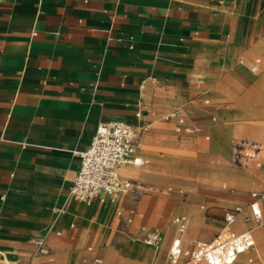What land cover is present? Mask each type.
I'll return each mask as SVG.
<instances>
[{"label": "rangeland", "instance_id": "374dc122", "mask_svg": "<svg viewBox=\"0 0 264 264\" xmlns=\"http://www.w3.org/2000/svg\"><path fill=\"white\" fill-rule=\"evenodd\" d=\"M201 9L217 15L210 8ZM204 30L205 35L192 38L187 49L170 53L168 58L159 54L150 77L143 76L144 85L152 90L143 94L140 120L134 117L135 95L129 108L96 121L97 125L117 117L137 127L147 125L140 133L138 155L148 161L138 165L145 173L132 179L133 190L114 205L77 202L68 192L77 157L71 152L63 156L44 151L47 155L27 161L19 178L15 174V183L0 189V194L6 192L0 200V248L9 254L1 264H18L13 260L33 252L29 235L53 221L62 229L50 241L54 260L36 255V264H94L89 244L102 258L99 264H154L151 256L158 252L156 264H166L169 244L177 235V214L188 217L181 239L189 246L209 241L220 231L226 207L241 203L248 211L251 191L264 194V170L252 163L237 166L231 160L234 138L264 143V83L254 86L249 80L246 84L244 77L255 79L264 70V17L217 15ZM240 54L245 66L237 63ZM255 57L261 58V66L253 73L246 66ZM96 96H91L92 107L98 103ZM101 104L104 108L105 101ZM173 111L184 115L182 127L189 129L176 131V116L167 117ZM250 125H259L260 133L243 127ZM261 202L264 207V197ZM147 203L154 215L151 218L146 213ZM132 207L136 213L127 221ZM71 221L75 225L68 227ZM194 224L199 227L188 237ZM251 226L262 258L249 262L243 255L241 259L244 264H264V246L256 238L255 224ZM155 227L163 235L159 248L143 241V228ZM138 247L145 251L139 262L133 254Z\"/></svg>", "mask_w": 264, "mask_h": 264}, {"label": "crops", "instance_id": "0c3cea01", "mask_svg": "<svg viewBox=\"0 0 264 264\" xmlns=\"http://www.w3.org/2000/svg\"><path fill=\"white\" fill-rule=\"evenodd\" d=\"M199 7L224 17H264V0H0V189L15 183L27 161L46 150L73 153L75 174L77 152L89 145L97 119L129 108L135 95L134 117L140 120L143 94L152 90L143 76L150 77L158 55L168 58L187 49L217 16ZM237 63L246 65L243 54ZM97 203L102 204H84ZM110 204L115 203L103 205ZM49 225L61 233L54 221L32 233ZM60 233L48 240L53 259L38 256L54 260L50 241ZM30 253L13 262L20 264ZM7 255L0 248V264ZM245 255L247 261L262 258L256 242Z\"/></svg>", "mask_w": 264, "mask_h": 264}, {"label": "built area", "instance_id": "2783aa9c", "mask_svg": "<svg viewBox=\"0 0 264 264\" xmlns=\"http://www.w3.org/2000/svg\"><path fill=\"white\" fill-rule=\"evenodd\" d=\"M259 63L260 58L257 57L249 69L257 72ZM135 115L139 116L140 111ZM168 116H176V131L183 128V115L173 111ZM146 129L147 125L137 127L122 119H111L98 124L89 145L77 152L79 166L72 178L69 195L87 205L94 201L117 204L124 195L133 190L135 183L134 180L121 175L120 168L125 164H135L136 153L140 148V133ZM139 158L137 165L146 162ZM231 160L237 166H248L252 163L264 170V143L247 138H234L231 142ZM263 197L264 194L256 190L251 191L248 211H244L241 203L226 207L220 231L209 241H197L189 246H184L181 239L187 228L188 217L185 214H177L174 217L177 235L169 244L166 264H234L240 253L254 249L255 239L252 226L237 230L233 224L238 219L255 225L264 224V207L261 202ZM135 213V207H132L126 217L127 221H131ZM59 233L53 225L32 233L30 241L34 245V251L24 257L20 264H33L36 255L47 256L52 260L48 240L52 235ZM162 237L158 227L147 230L143 228V241L147 245L159 248ZM87 249L94 253L93 263L99 264L102 258L95 252L94 246L88 245ZM248 260L252 261L253 256H249Z\"/></svg>", "mask_w": 264, "mask_h": 264}, {"label": "bare ground", "instance_id": "6f19581e", "mask_svg": "<svg viewBox=\"0 0 264 264\" xmlns=\"http://www.w3.org/2000/svg\"><path fill=\"white\" fill-rule=\"evenodd\" d=\"M260 44V43H259ZM262 48V47H261ZM260 48V49H261ZM263 54V57H264V50L262 52ZM246 77L245 79V83L249 84V80H253V85L254 86H260L264 83V70L262 71V73L259 75V77L253 79V78H250L248 76H244ZM100 124V123H98ZM98 124L96 125V127L98 126ZM258 126V127H256ZM95 127V128H96ZM245 127L246 129H248L249 131L253 132V133H260L261 129L259 128V125H250V126H243ZM77 152V151H76ZM140 160L139 156L136 157V160H135V164H125L123 165L121 168H120V173L121 175H123L124 177H127V178H130V179H134V178H138V177H141L144 173H145V170L142 169L141 167H139L136 163ZM152 201V200H151ZM152 203V202H151ZM150 203V204H151ZM79 205V204H78ZM84 205V204H83ZM79 207H82L81 205H79ZM86 208V207H85ZM145 209H146V213H147V216L148 218L150 217H153L154 215L152 214L151 210H150V207L147 204H145ZM247 222H243L242 219H238L236 220V222L233 224L234 225V228L235 229H242V228H246L247 227ZM198 225L197 224H194V227L192 228V230L190 231V233L186 234L188 237L191 236L194 232L197 231L198 229ZM255 234L257 235L256 238L258 237L260 239V241L262 242L263 246H264V227L261 226V225H255ZM175 237V236H174ZM173 237V238H174ZM148 252V251H147ZM245 253H248V251H245V252H242L238 255V258L236 259L238 264H244L241 257L243 255H245ZM134 258L137 262H139V260H141V258L144 257L145 255V251L138 247V248H135L134 249ZM160 253H155V254H151V261L152 263L156 264L159 260V255ZM147 256V255H146ZM239 259V260H238ZM242 261V262H241ZM234 262V263H235Z\"/></svg>", "mask_w": 264, "mask_h": 264}]
</instances>
